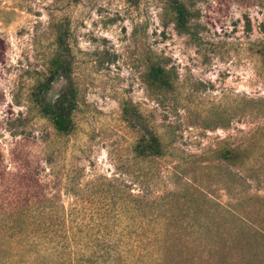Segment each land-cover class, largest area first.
Returning a JSON list of instances; mask_svg holds the SVG:
<instances>
[{
	"label": "rangeland",
	"instance_id": "1",
	"mask_svg": "<svg viewBox=\"0 0 264 264\" xmlns=\"http://www.w3.org/2000/svg\"><path fill=\"white\" fill-rule=\"evenodd\" d=\"M192 2L198 16L189 32L179 33L164 0H0V151L7 169L16 161L14 147L32 151L45 179L60 182L64 207L105 213L118 228L153 222L111 205L102 185L108 180L154 193L173 188L175 174L197 184L208 180L222 201L242 193H228L201 167L213 148L256 129L258 141L251 143L262 150L264 166V64L256 52L264 45V0ZM58 26L67 34L77 92L66 137L55 136L31 100ZM152 61L173 74L171 91L148 89L144 74ZM67 85L59 76L45 99L55 100ZM123 103L137 107L159 134L164 157L134 158L139 134L123 120ZM250 185V193L264 195V176Z\"/></svg>",
	"mask_w": 264,
	"mask_h": 264
},
{
	"label": "trees",
	"instance_id": "2",
	"mask_svg": "<svg viewBox=\"0 0 264 264\" xmlns=\"http://www.w3.org/2000/svg\"><path fill=\"white\" fill-rule=\"evenodd\" d=\"M164 2L175 30L189 32L190 21L198 16L192 0ZM55 44L31 100L55 136L66 137L74 126L77 92L71 84L63 26L57 27ZM256 52L264 64V45ZM59 76L68 85L55 100L47 101L45 95ZM144 82L154 93L169 92L173 74L152 61ZM122 117L139 134L132 149L136 160L165 156V143L137 107L123 103ZM256 132L216 146L210 151L212 159L201 167L228 193L242 192L226 201L209 191L208 180L197 184L175 174L169 175L174 187L162 192L133 193L126 184L103 183L111 205L118 203L126 215L142 213L145 221L153 222L133 228L114 227L99 211L67 209L60 182L45 179L40 164L31 160L35 153L25 149L18 153L14 147L16 161L7 169L0 151V264H264V195L249 192L250 182L259 184L264 176L262 150L251 143L258 141ZM115 212L122 213L118 208Z\"/></svg>",
	"mask_w": 264,
	"mask_h": 264
}]
</instances>
